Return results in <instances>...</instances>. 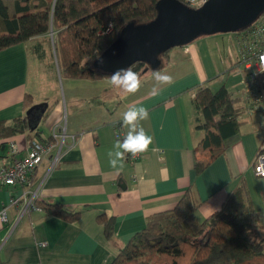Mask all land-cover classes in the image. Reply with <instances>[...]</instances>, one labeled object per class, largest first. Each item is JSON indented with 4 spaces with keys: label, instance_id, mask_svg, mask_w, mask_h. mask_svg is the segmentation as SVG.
Returning <instances> with one entry per match:
<instances>
[{
    "label": "crops",
    "instance_id": "0c3cea01",
    "mask_svg": "<svg viewBox=\"0 0 264 264\" xmlns=\"http://www.w3.org/2000/svg\"><path fill=\"white\" fill-rule=\"evenodd\" d=\"M2 2L11 16L12 0ZM45 35L0 50V120L26 118L29 134L8 137L16 142L17 157H21L29 139L45 138L57 129L62 105L69 109L64 137L57 139L35 168L27 190L36 193V200L78 211L79 217L67 223L40 211L22 213L20 206L7 207L6 223L0 227V264H109L149 216L171 209L186 189L200 202L194 213L198 222L217 212L240 180L256 215L264 208V178H255L251 172L264 137V114L248 108L243 97L245 70L237 64L238 33L200 35L169 48L165 65L138 74L140 88L134 94L112 85L110 77L63 78L66 86L62 102L51 105L50 97L38 93L35 82L38 72H54L48 63L41 65L43 45H47ZM40 39L45 42L38 43ZM30 54L35 55L36 62L31 69ZM55 69L59 76L56 63ZM156 71L170 75L172 83L156 81ZM219 85L231 92L238 99L237 106L245 110L238 132L225 140L224 152L202 172L195 173V161L206 157L195 148L203 133L195 128L192 95L199 86L215 89ZM153 88L158 94H152ZM26 93L33 100L31 110L21 106ZM36 96L44 104L37 103ZM47 106L49 110L41 120ZM132 107L149 110V118L138 121L136 131L142 127L153 142L135 162L124 160L122 169L119 164L113 169L107 153L111 151L115 158L114 153L122 151L115 144L122 143L130 131L123 122V113ZM40 122L47 126V134L38 127ZM113 122L119 124V138L114 137ZM8 138L0 139V166L8 159L4 144ZM20 192L17 186L0 188V208ZM100 214L114 219L109 239L96 221Z\"/></svg>",
    "mask_w": 264,
    "mask_h": 264
},
{
    "label": "trees",
    "instance_id": "16d2710c",
    "mask_svg": "<svg viewBox=\"0 0 264 264\" xmlns=\"http://www.w3.org/2000/svg\"><path fill=\"white\" fill-rule=\"evenodd\" d=\"M156 1L12 0L13 14L8 16L6 6L0 0V50L46 34L51 28L60 77L111 78L110 74L93 68L92 61L114 39L123 24L152 19ZM108 25L110 30L106 32ZM167 52L159 54L155 68H149L143 62H134L130 66L137 75L145 70H158L167 63ZM38 55L40 57L42 52ZM257 88L263 104L258 112L264 114V72L257 75ZM237 101L223 85L215 89L207 86L194 89L191 102L196 112L195 128L203 133L195 148L206 157L195 161V173L202 172L220 156L226 148L225 140L238 132L245 108L237 106ZM32 105L31 96L24 94L22 108L28 109ZM48 110L49 106L41 114V120ZM113 124L118 130V122ZM22 132L29 134L24 116L0 120V139ZM48 140L50 135L33 141ZM33 206L43 214L67 223L79 217L78 211L66 210L56 203L35 200ZM199 206L200 202L195 200L191 190L186 189L171 209L149 216L144 227L118 249L109 264H264V224L259 225L256 221L243 181L240 180L227 194L217 212L201 222L194 216ZM96 221L101 225L104 237L109 239L113 233V217L100 214Z\"/></svg>",
    "mask_w": 264,
    "mask_h": 264
},
{
    "label": "water",
    "instance_id": "95a60500",
    "mask_svg": "<svg viewBox=\"0 0 264 264\" xmlns=\"http://www.w3.org/2000/svg\"><path fill=\"white\" fill-rule=\"evenodd\" d=\"M154 8L155 16L149 21L123 24L92 67L111 76L134 62L155 68L159 54L169 48L200 35L246 28L264 11V0H206L197 8L179 0H157Z\"/></svg>",
    "mask_w": 264,
    "mask_h": 264
},
{
    "label": "built area",
    "instance_id": "2783aa9c",
    "mask_svg": "<svg viewBox=\"0 0 264 264\" xmlns=\"http://www.w3.org/2000/svg\"><path fill=\"white\" fill-rule=\"evenodd\" d=\"M185 6L197 8L206 0H179ZM109 30V25L106 32ZM264 54V11L239 33L237 41V61L245 70V79L242 81L243 97L248 108L261 110L262 96L257 88V75L259 71V57ZM64 137L63 129H54L50 134V140L46 142L27 141L24 146L25 154L17 157L19 148L12 138L4 142L6 147L7 162L0 166V188L17 186L21 189L19 196L10 197L6 205L0 208V227L6 223L5 211L7 207L20 206L22 213L27 211H39L33 206L36 200V193L27 190L31 184V175L35 168L50 153L56 145L57 139ZM114 137L119 138L120 132L114 129ZM143 153V152H142ZM142 153L135 156L125 154L127 163L135 162ZM56 158V157H55ZM53 159L55 161L56 159ZM251 172L255 178H264V137L251 163ZM133 180V179H132Z\"/></svg>",
    "mask_w": 264,
    "mask_h": 264
},
{
    "label": "clouds",
    "instance_id": "9594fccd",
    "mask_svg": "<svg viewBox=\"0 0 264 264\" xmlns=\"http://www.w3.org/2000/svg\"><path fill=\"white\" fill-rule=\"evenodd\" d=\"M259 64V71L264 72V54L259 57ZM154 78L160 83H172V77L168 74H162L160 71L154 73ZM110 82L112 85L122 89L126 94H134L140 88V79L131 66L113 73ZM152 94H158L155 88L152 89ZM148 118L149 110L145 107H132L123 113V122L125 125L130 126V131L122 143L116 142L115 147L122 151H116L114 153L115 158H113L111 151L107 153L108 164L111 168L116 169L119 164V168L122 169L126 153L135 156L148 150L153 142L152 137L142 127L139 131H136L137 122Z\"/></svg>",
    "mask_w": 264,
    "mask_h": 264
},
{
    "label": "rangeland",
    "instance_id": "374dc122",
    "mask_svg": "<svg viewBox=\"0 0 264 264\" xmlns=\"http://www.w3.org/2000/svg\"><path fill=\"white\" fill-rule=\"evenodd\" d=\"M3 1H7V0H3ZM53 35L54 34L51 31V28H49L45 37H44L46 39L47 45H43L44 58H43V64H41V65L48 63L49 66L52 67L54 72L51 75L38 72L37 78L35 80L36 85L38 87V93L40 95L50 97V99H51L50 105H51V102L52 103H54L55 101L60 102V103L62 102V98H63V94H64V88L66 86V84H65L66 81H64V79L62 77L57 76V74H56L55 57H54V50H53ZM34 59H35V55L30 54V63H29L30 69L32 68V66H34L36 64ZM29 75H30V78H32L31 71H30ZM67 82H70V81H67ZM35 101L37 103L44 104V102H41L39 96L35 97ZM69 117H70L69 109H66L62 105L60 118L58 120L59 123H57L58 125L55 128H57V130L58 129H61V130L64 129V126L66 124V120ZM38 127L40 128V130L43 134H47V130H46L47 126L44 124V122H40ZM256 221L259 225L264 224V208H262L260 211H257Z\"/></svg>",
    "mask_w": 264,
    "mask_h": 264
}]
</instances>
